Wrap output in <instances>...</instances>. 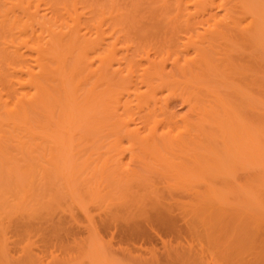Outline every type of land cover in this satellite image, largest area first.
<instances>
[{"label":"rangeland","instance_id":"374dc122","mask_svg":"<svg viewBox=\"0 0 264 264\" xmlns=\"http://www.w3.org/2000/svg\"><path fill=\"white\" fill-rule=\"evenodd\" d=\"M20 1L0 0L1 86L3 82L7 81L8 75L13 71L12 68L18 65L21 66L20 62L15 65V61L18 59L15 60L13 58L12 50L14 49L8 47V45L16 47L21 41L29 40L26 36H20L22 33H20L19 27L17 29L13 26L14 28L12 27L10 31L9 24L13 25L15 17H18L15 22L19 19L18 22L22 23L23 20L27 19L26 15L30 14L22 9L20 4H24L27 7L29 3V6L32 5L29 7V9L31 8L30 12H34L35 8H37L38 16L42 17V15H45V19H55L54 21L56 22H59V19L63 22L61 17L65 15L66 9L68 10L72 6V2H68L69 0ZM86 1H80L79 5L76 3L77 1L75 3L80 13H84L81 14L82 18L83 15L84 18H89L90 27L88 30L90 33L87 36L91 39H95L98 36V39L103 40L105 44L113 45L117 52L116 59H120L119 62H115L116 64H112L113 70L118 69V63L121 64L119 69H123L124 64L126 63V67L127 62L130 60L133 62L140 61L141 64H145L146 54L150 56L151 60H153L152 58H157V52L159 53L158 60L161 58L168 59L167 52L171 53V50L168 48L167 41L176 40V38L180 39L177 50L183 51L186 45L184 47L182 44L189 43L190 36L195 34L186 30L174 31V25L170 24L172 26L171 29V26L169 27V24L167 25L163 18H160L161 16L156 18V20L158 19V25L159 22L161 24L162 20L165 23L162 22L163 25H160L161 27H157L156 24L155 27L152 26V23H149L147 19L151 17L149 15L150 9L152 10L153 8L154 10V6H156L154 4L150 5L152 0H111L113 3L116 1L115 4L120 8L119 10L124 11L121 12L123 16L120 18L123 21L121 23L123 26L119 22L117 23L115 18L118 17L115 16V21H112V18L109 20L108 18L110 17L106 16V18L101 15L106 19V23L102 19L103 27L101 25V31L96 33L95 28L91 26L95 22H91L90 19L92 20L93 16L97 15L98 5L104 9V6L110 5V3L108 0ZM88 1L90 2L89 5L92 2L94 7L92 5L88 6ZM255 2L254 4L259 7H255V9H257V13L263 19L264 0ZM11 4L16 5L17 8L19 4L20 10L25 13V16H22L23 20L20 18V12H17V8H14L15 10L12 9ZM88 7L95 9V13H93L94 10L91 8L93 12L88 14L91 11ZM69 9L71 10V8ZM110 9H108V12ZM106 12L105 15H108ZM13 13L14 15H12ZM86 13L87 15H85ZM126 13L127 15H125ZM100 14H104V12ZM220 15L221 13H218V16ZM4 19L13 20L8 24V21L6 20L7 22H5ZM94 19L97 23L98 18L95 17ZM126 19L128 20L125 23ZM64 20L66 21L65 17ZM61 21L58 24L62 23ZM118 21L121 20L118 18ZM113 22L115 25L112 24ZM165 24L166 27L164 26ZM35 25L34 30L39 35V29ZM205 27L197 28L201 32ZM263 35L260 38L261 41L259 39L258 44L255 43L254 45L256 46H252L253 49L249 50L251 52H248V49L243 51L242 48L244 46L240 47L241 49L238 44L237 47L235 46L241 50L240 56L245 52L244 55L246 57L248 53L252 57L249 58V55L247 58L244 55L240 57L236 53L239 52V49L236 52H232L238 56L236 60L240 57L237 61L245 60V62L241 61L244 66L240 65L243 68V72L248 69H245L246 64V67L250 65L255 70L257 69L255 68L256 65L264 64ZM195 38L196 36L194 35L193 39L196 40ZM6 46L9 48L8 50H6ZM20 48L21 51L19 52H22L21 54L26 59L23 60L29 62L28 65L33 63L34 52L28 51L30 48L26 50L27 47L24 49L21 46ZM5 50L9 53L7 54ZM189 52V55L183 54L187 57L194 54L191 50ZM262 52L263 54H261ZM64 54L66 55V53ZM67 54L69 53L67 52ZM70 56L66 58L69 59ZM93 56L96 57L97 53ZM233 57L231 58L234 59L235 57ZM92 59L90 58V60ZM94 60L89 61L93 63V65L91 63V67L93 66L92 70L98 65L97 59L95 58ZM234 60L232 61L234 65L232 63V67L230 66L234 72L233 74L230 72V77H227L229 72L228 75L223 73L225 75L224 78L223 74L216 77L213 74L217 72H211L212 75L208 73L207 77H199L200 79H195L194 81L192 80L193 77H183L172 70L171 60H167L165 73L174 74L176 91L170 92L165 86L157 85L153 94L152 92L146 93V88L140 86L138 94H143L141 99H139L141 102L149 103L153 107L154 100H159L157 107L155 106L154 108H158L162 102L168 103L167 111L173 114L174 119L172 121L176 123V125L171 127L165 124V120L169 115H164L159 110L151 112L147 121L142 123L144 121L143 116L146 115L147 111L136 113L135 104L137 101L132 94L128 97L122 89L116 86V88L112 87V85L108 87L105 84L108 82L107 80H104L103 86H99V89L97 88V91L101 92L100 97L96 101L91 99L89 107L84 104L85 101L83 103L84 106L81 102L84 100L81 97L87 92L83 93L85 90L82 88L83 91L80 90L79 94L77 93L79 95H76L78 96L76 97L78 103L74 102L83 107L79 108V111H76L78 107L75 111L72 110V113L74 111L71 115L72 117H70L72 123L68 122V118L66 122L65 120L64 122H59L57 119L59 112L57 113V111L51 114L48 111L37 108L34 114L35 109L29 111L31 112L29 117L31 116L30 118L32 119L30 120L28 117V125L19 127L10 123L0 110V120L3 122L5 120L9 123V126L7 123V126L2 124L4 137L1 139L4 142L0 141L3 142V144L0 143L2 145H0V264H19L20 257L26 256L22 257L21 260L23 261L30 252L37 256L39 254V257L42 258V264H51L50 262L52 264H196L197 261H203L206 264H241L254 258V253L260 256L259 248L262 247L264 249V246H262L263 242H257V248L255 245L251 247L250 245L253 242L252 244L250 241L247 242L249 238H245L246 242L242 239L244 241L242 242L240 238L243 237L241 236L239 239L236 238V240L250 245H239L237 243L240 242L235 241L239 246L235 248L234 245L236 244L234 242L232 246L235 250L233 247V250H230L231 248H226L223 241L220 243L210 242L205 238L206 236H203L204 232H200L205 230L200 227L202 218L205 219L206 216H209L207 217L208 219L206 218L209 221L211 215L217 221L218 229L224 230L222 238H228V240L231 236H229L231 228H235L237 226L235 224H240L241 221L242 224L245 222L246 227L249 223H255L254 227L256 228V224H264V132L262 129V131H259L261 128L259 125L261 123L264 124L262 122L264 120L262 118L264 116V90L261 93L264 88V84L261 83L264 80V65L262 67L263 71L259 70L261 82L259 79L257 82L254 81L251 75L247 76V78H252L250 79V87L249 85L247 86L245 80V82L240 80L241 77L238 74L241 71L239 66L241 63L240 61L234 62ZM251 67H249L250 70L252 69ZM249 69L247 72L250 74L252 71ZM254 71L252 72L253 74L257 72V70L255 73ZM5 72L6 78L3 77L5 75L1 76ZM257 73L253 76L259 77L260 73ZM92 77L93 79L95 78L92 75L90 82H88L89 84H86L87 86L84 85V89L87 90L96 82H94L96 78L93 80ZM8 79L11 83L12 79L10 76ZM202 79H204L203 82ZM1 86V89L6 87ZM1 89L0 94L2 96L6 95L4 93L6 90L2 89V91ZM14 89L18 90L17 93L23 92L18 85H15ZM254 90L256 92L259 91V95ZM116 93L121 95L123 93L122 98L120 97V104H123L121 102L129 101V104L127 103L129 108L125 109H128L130 113L127 111L125 115H122L124 109L120 107L121 105L119 106L120 110L117 112V117H115V113H110L111 110L109 111V109H112L113 104L112 106L110 105L109 98ZM215 96L217 99L219 98V101L222 100L221 102L223 103L224 109H219L222 129L214 134L215 141L212 139L204 140L206 141L205 144L209 142L207 144L208 147L204 150L201 135L195 137L198 134L196 130L193 128L187 129L186 127L191 122L201 118V116H196V112L210 105ZM258 96L263 98L260 100L261 102L257 100L260 99L257 98ZM6 97L3 96V100H6ZM79 99L81 100L79 101ZM82 108H85L86 112L85 110L83 112ZM81 110L82 112H80ZM43 112L44 114H42ZM118 113H121V115L119 116ZM36 114L39 115L35 116ZM49 114L52 116V121L51 117L47 116ZM33 115L34 117H32ZM48 117H50L48 120L52 122H50L51 124L48 122L49 125L47 124ZM62 118L64 119L66 116H62ZM118 118L121 121L116 120ZM128 119L132 120L133 123L127 121ZM206 121L205 125L207 124ZM123 122H129L130 124L127 123L126 126ZM259 122L261 123L259 124ZM29 125H31L32 129H28ZM14 126L22 128V132L20 131L21 129H15ZM258 126L260 127L259 129ZM23 127H26V129ZM136 127L139 129L138 136L140 139L135 138V135H131V132L136 130ZM204 128H206L204 131L207 134L211 133L212 130L207 128V125ZM127 131H130L129 134ZM5 132L9 134L10 138L5 136ZM29 132L33 133L29 135L27 134ZM45 132L47 133L44 135ZM260 132H263V135ZM251 134L254 135L250 138ZM31 135L34 138L33 140L28 139L29 137L31 138ZM149 135L148 139L143 140ZM260 135H262L261 139ZM252 138L254 141L257 140L250 144L249 139ZM18 139H22L20 141L24 142V144ZM24 139H27V143ZM167 205H171L173 209L174 207L177 208L179 212H186V215L189 216L185 215L186 219L189 222L193 220L191 221L192 224H195L194 221L196 222L197 219L190 218H198L197 215H199L201 221H199V224L196 223V227L200 234L196 235V232L195 234H188L186 232L185 234L190 236V240H187L189 237H185L184 233H182V236L185 237L184 239L180 238L182 236H171L170 234H162V237L158 238L146 228L147 232H145L147 234L144 233L146 235L142 234L135 238V234H133L134 237L129 236V238L124 233L122 237V233L119 230L116 231L117 229L114 231L111 228V231L110 229L103 231L97 226L102 222H107L123 215L122 220L127 219L129 214L130 216L135 214L136 217H134L138 218L141 214H151L157 207L159 208L160 206L161 208ZM177 210L176 213L178 212ZM121 217L118 221L119 223H121ZM141 217L143 216L141 215ZM197 224L200 226H197ZM94 226L100 232L94 230ZM249 227L251 228L250 225ZM91 228H93V231L89 233ZM252 229L254 228L252 227ZM130 235H132L131 232ZM195 235H201L202 238L201 236L200 238L195 237ZM174 236L175 238H172ZM254 244L256 243L254 242ZM241 246H243V250L237 249L241 248ZM252 248L256 249L253 250ZM52 256L60 259V261L55 258L57 263L54 262ZM44 257L46 260L43 259ZM17 259L18 263L16 262ZM51 259L52 261H50Z\"/></svg>","mask_w":264,"mask_h":264},{"label":"bare ground","instance_id":"6f19581e","mask_svg":"<svg viewBox=\"0 0 264 264\" xmlns=\"http://www.w3.org/2000/svg\"><path fill=\"white\" fill-rule=\"evenodd\" d=\"M75 1H77L76 3H78V5L80 4L79 3L80 1L82 2V0H79V1L75 0ZM75 1L74 0L68 1V2H72V6L69 7V8H71V10L69 8H68V10L66 9L65 15L63 17H61V18H63L62 19L63 22L61 21V19H59L62 22L60 24H58L60 21L56 22V21H54L55 19L54 20L48 19V18H47L48 20L45 19V17H44L45 15L44 16L42 15V17L38 16L39 14H38L37 8H35L34 12L33 11L30 12L31 8L29 9V7H31L32 5L29 6L30 4L27 1H26L28 3V4L26 3L27 7H25L24 4H22L23 6L20 4L22 9H24L26 12L30 13V14L26 15L27 19L23 20L22 16H25V13H22L24 11L20 10L21 7H19V4H18L19 9L17 8L16 5L11 4L12 9L17 8L16 9V10H18L17 12H20L19 13L20 18L23 21L21 23V22H18L19 19H17L15 22V19L18 18V17H15L13 25L9 24L12 22L13 19H11V21H9V19L8 20L6 19L8 22L4 19L5 22H7L9 24L10 31L12 30L13 26L16 27L17 29L19 27L20 33H22V34H20V36L23 35V36H26L29 38V40L21 41L19 43V45L16 47L14 45L13 46L8 45V47L14 49V50L10 49V50H12V56H14L13 58H15V60L18 59L17 61H15L16 62L15 65L18 64L17 62H20L19 64H21V66L20 65L15 66L16 69H15V67L12 68L13 71L12 72L10 71L11 72L10 74L8 73L9 74L8 77L10 76L12 79L11 83L9 82L10 78L8 79L7 75H5L6 72L1 75V76L5 75L3 77L4 78L7 77L6 80L7 81L9 80V81L3 82V84H6V85L2 84V86H6V87H3L2 89L6 90V92H4V93H6V95H3V96H5V97L7 96L6 97L7 99L3 100V96L0 94V108H2L0 110L2 111L1 113H4L3 115L5 116V118L7 120H9L10 123H12L13 125H16L19 127L21 125H23V126L28 125V123H29L28 117H29V114L31 113L29 111H31V109H33V110L35 109L34 112L32 111L34 114V113H36L37 108H39L40 110L48 111L51 114H53L52 112L57 111V113L59 112V117L57 118L59 122H64V120L66 122V119L68 118L67 119L68 122L72 123V121H70V119H71L70 117H72L71 115L74 113L75 109L78 107V109H76V111L77 110L79 111L81 109V107L84 106L83 105L84 101H85L84 104L85 105L87 104L86 106L89 107V103L92 100H94V101L98 100L100 97V93H101V92L97 91L99 89L98 87L103 86L104 80H107L108 82H106L105 84L108 85V87H110V85H112V87L116 86L119 89H122V91H124V93H126L128 97H130V94H132L133 98H135V100L137 101V103L135 104L136 109H137L136 113L139 114L141 112L147 111L146 115L143 116L144 121L142 123H145L147 121V118L151 112H155V111L159 110L164 115H169V116H167V118L165 120V124L169 127L174 126V125H176V123H174L172 121L174 119L173 114H171L170 112L167 111L168 103L162 102L158 108H154L155 106L157 107V105H158L157 103L159 102V100H154L153 107H151L149 105V103L141 102L139 99H141L143 94H138L140 86H144L146 88V93L152 92L153 94L156 91L157 85L158 86H165L166 88H168V90L170 92L176 91V89L174 87L176 85V81L174 79L175 78L174 74L173 73L172 74L171 73H165L167 60H171L172 70H174L180 76L193 77V79H192L193 81L195 79H200L201 77L203 78V76L207 77L209 75L208 73H211V72H214V73L217 72L216 74H213L214 76L216 75V77H218L219 75H222L223 73L228 75V72H229V75L227 77H230V74H231L230 72H232V74L234 72L233 70H231L232 68H230V66L232 67V63H233L232 61L234 59H235L234 62L237 61L238 59H240V57H243V55L245 53L244 52L242 56L239 55L242 53V52H240L241 51L240 47L244 46L242 48L243 51L245 49H248L247 51L251 52L249 50L253 49V47L256 46V45H254L255 43L258 44L259 39L264 34V18L262 19L261 16H259V14L257 13V9H255V7L259 8L257 5L254 4V3H256L255 1H257V0H152L151 1L152 4L150 3V5L154 4L156 6H154L155 7L154 10H153V8H152V10L150 9L151 12H149V15H151V17H150V19L147 18L148 22L152 23V26L155 27V24H156L157 27H159L160 25H163V23H165V22L167 23V25L169 24L168 25L169 27L173 24L174 29H175V30L173 29L174 31L179 32L181 30H186L188 32L195 33V34H193V36L194 35L196 36V38H195L196 40H194L193 36L191 35L189 38V43L182 44L183 46L186 45V47L184 46L185 48L183 49V51L177 50L179 48L180 39L178 40L176 38V40L175 39L169 40V41H167V45H168V48L171 50V53L167 52V56L169 57L168 59L161 58L160 60H158L157 58L159 56L158 55L159 53L157 52V58H152L153 60H151L150 56L148 54H146V58L144 60L145 64H141L140 61H134L133 62L130 60L127 62L128 64L126 65V67H125V64H126L125 63L123 69L121 68L123 71L121 69H119V67L121 65L120 63H118L119 64L118 69L113 70L112 64H116L117 63L116 61H118V62L120 61V59H116V54H117L116 49L113 47V45L105 44L103 40H99L98 36L95 39H91L90 37L87 36L90 33L88 30V28L90 27L89 20H88L89 18L88 19H87V17L84 18V15L82 18L81 14H84V13H82V12L80 13V11L77 9L78 6L76 7ZM20 2L23 3L22 1H20ZM108 2L110 3V5L107 3L108 5L106 7L104 6L105 11L102 8V6L100 7L98 5L99 9H97V13H96L97 15H94V16L96 18H98L100 21L97 19V23H96V20L95 19L93 20V18H95L94 16L92 18L93 21L90 19L91 22L96 23V25H95V23H94V25H91V26H93L92 28H95L96 33L101 31V27H100L101 25L103 27V23H102L103 20L102 19H104V18L101 15H103L105 17L106 16L110 17V18H108L109 20H111V18H112V21H115V19H117V23L119 22L120 24L123 22L122 19H120L123 16L121 13L123 10L122 11L119 10L120 8H118V6L115 4L116 1L113 3L111 0L110 1L108 0ZM89 3L90 2L88 1V3H87L88 6H91L92 2L90 5H89ZM112 3L114 4V7H113ZM96 4H97V2H96ZM117 4L119 5L118 2H117ZM127 7H129V6H127ZM91 8H89V10H91V11H89L88 14L90 12H93V10H94L93 13H95V9L92 8L93 9L92 10ZM32 9L34 10V8H32ZM108 9H110L109 12H108ZM62 10H63V8H62ZM106 10H107V12H106ZM127 11H129V10H127ZM136 11L138 12V10H136ZM103 12H104V14H100ZM105 12H106V14L108 13V15H105ZM127 13L125 15H127ZM218 13H221V15L218 16ZM259 13H261V12L259 11ZM21 14H23V15H21ZM5 15L7 16V14H5ZM12 15H14V13ZM85 15H87V13ZM125 15H124V17H125ZM53 16H54V14H53ZM99 16H101V18H99ZM115 16L118 17L119 20H121V21H118V18L114 19ZM159 16H161L160 18H163V20L165 22L162 19H160V20H162L163 23L161 22V24H160V22H159V25H158V19L156 20V18H159ZM54 17H56V16H54ZM64 17H65L66 21L64 20ZM262 17H264V14ZM127 20L128 19L125 20V23ZM17 22L19 23V25H17L18 24ZM104 22L106 23V19H104ZM1 24H2V22H1ZM35 24L37 25V27L39 29L38 30V32L40 33L39 35H38V33H36L37 31L34 30ZM112 24H114V22ZM121 25L123 26V24H121ZM125 26H127V25H125ZM129 26H131V25H129ZM164 26L166 27V24ZM197 27H202V28L205 27V29H202V31L199 32L200 30H198ZM164 29H166V28H164ZM171 29H172V26H171ZM171 29H169V30H171ZM87 31H88V33H87ZM36 35H38V36L36 37ZM260 41H261V39H260ZM29 42H31V43H29ZM251 43H252V45H251ZM260 43H262V42H260ZM237 44L239 45L240 49L236 48ZM21 46L24 47V49L27 47L26 50H28L30 48L28 51H30L31 53L34 52V56H33L34 61H32L33 63H30V65H28L29 62L25 61L26 59L23 56V54H21L22 52H19V51H21V48H20ZM6 47H5V49H6ZM8 47L6 50L9 49ZM250 47H252V48H250ZM237 49H239V52H236ZM6 50H5V52H6ZM64 50H66V51H64ZM189 50H191L192 53H194V54L191 53L192 56L187 57L183 53H186L189 55V53H190ZM67 52L69 54H67ZM232 52L238 53L237 55H239L240 57L237 58V60H236V57H238V56L233 54ZM64 53H66V55ZM95 53H97L96 57L93 56V55H95ZM261 54H263V52ZM10 55H11V52H10ZM248 55H249V53H248ZM248 55H247V57H248ZM250 55H249V58H252V57H250ZM67 56L68 57L70 56V58L67 59L66 58ZM232 56H234L235 58L233 57L234 59H232L231 58ZM92 57H94V58L92 59ZM90 58L93 61H95L94 60L95 58L97 59L98 65L96 66V68L94 70H92L93 66L91 67L92 62H89V61H92V60H90ZM23 59H25V60H23ZM241 59H243V58H241ZM239 61H237V62H239ZM241 61L245 62V60H241ZM241 61H240V63H241ZM250 61H252V60H250ZM112 62H114V63H112ZM250 64H252V66L255 67L252 62H250ZM258 64L260 65V63H258ZM92 65H93V63H92ZM233 65H234V63H233ZM240 65L244 66L242 63L239 64V66ZM246 65H245V69L246 68L249 69V67H251L250 65H248L246 67ZM263 65H260V66L256 65L255 68H257L256 69L257 72H259V70L261 72L263 71V69H264V68L262 69ZM19 66H20V68H19ZM259 67H260V69H259ZM242 69L243 68L241 67V71H239L238 75L241 77L240 80L242 82L246 81L245 83H247V86L249 85L251 87L250 79H252V78H254V81H256V82L258 81V79L260 80V78H261L260 72H259L260 73L259 77L253 76V75H256V73H257V72L255 73L256 70L254 68H252L251 70L249 69V70L252 72L255 70L254 71L255 74H253L252 72H251L252 74L251 73L249 74L247 72L248 69L243 72ZM6 71H8V70H6ZM123 72H124V74H123ZM244 73L247 75L245 76ZM259 73H257V74H259ZM92 75L95 76L96 79L94 78L95 79L94 80L93 77H92V79L94 80V82L95 81L96 82L93 83V85L90 88L86 87L87 88V90H86V89H84L85 88L84 85L89 84L88 82H90L89 80H90ZM211 75H212V73H211ZM250 75L252 76V78L251 77L247 78V76L249 77ZM224 76L225 75L223 74V78H224ZM242 78H245V79H242ZM229 79H231V78H229ZM2 80H5V79H2ZM157 80H159V81H157ZM203 80L204 79H202V82H203ZM154 81L155 82L157 81L158 83L156 82V84H155ZM248 82H249V84H248ZM260 82H261V80H260ZM261 83L264 84V80ZM15 85H18L20 90L23 92L17 93L18 90L14 89ZM81 85H83V86L80 87ZM0 86H1V80H0ZM245 86H246V84H245ZM82 88H83V90H85L83 93L87 92V94H85L87 96L82 95L84 98L80 96L82 99H84L81 101L83 106H80L79 104H76V103H78V99L76 97L79 96L78 95L79 91L82 90ZM255 90H254L255 93L259 92V91L256 92ZM263 90H264V88L261 90V93H263ZM129 92H131V93H129ZM80 94H81V92H80ZM76 95H78V96H76ZM258 95H259V93H258ZM122 96H123V93H122V95L120 93H116L115 95H113L109 98L110 105L112 106V104H113L112 109H109V111L111 110L110 113H112V114L115 113V117H117V112H118V110H120L119 109L120 105H121L120 107H122L124 109L123 111L121 109L122 115H125L127 111L129 112L128 109H125L128 107L127 103L129 104V101L126 100L127 102H121L123 104H120ZM216 96H219V95H216ZM216 96H215V99H213V102L210 103V105H207L203 108V110L196 112V116H201V118L195 122H191L186 127L187 129L193 128L196 130V132L198 134L195 137H199L201 135V137L203 138L204 150H205V148L208 147L207 144L209 143L208 142L205 144L206 141H204V140H207V139L208 140L209 139L214 140V138H215L214 134L217 133V131L219 132V130L222 129V123L220 122V111H219V109L223 108V103L221 102L222 100L219 101V98L217 99ZM86 98H88V99H86ZM257 98H260V97L258 96ZM263 98H260L257 100L260 101ZM80 100L81 99H79V101ZM73 107H74V109H73ZM253 108H255V107L253 106ZM82 109L84 112L85 108H82ZM149 109H153V110H149ZM192 109L196 110L194 108H192ZM223 109H222V111H223ZM72 110H74L73 113H72ZM87 111H88V109H87ZM80 112H82V110ZM85 112H86V110H85ZM57 113H56V115H57ZM42 114H44V112ZM38 115L36 114L35 116H38ZM118 115L120 116L121 113L120 114L118 113ZM45 116H46V114H45ZM47 116H50L51 121H52V116L50 114ZM62 116H66V118L63 119ZM112 116L114 117V115H112ZM32 117H34V115ZM50 117L47 118V124H48V122H49V124L52 123L51 121L48 120V119H50ZM122 117H124V116H122ZM120 118H118L116 120H120ZM262 118L264 119V116ZM31 119L32 118H30V120ZM35 119L37 120V118H35ZM123 121H125V120H123ZM127 121H131V123H133V121L130 119H128ZM205 121L207 123L206 124L207 128H211V130H212L211 133L208 132L210 134H207V132L204 131V129H206V128H204V126H206ZM2 122L3 121L0 120V141L4 142V140H2L4 137V134H2V132H4V130L1 126H3L4 124L6 126L8 124V126H9V123L6 122L5 120H4L5 123L4 122L2 123ZM33 122H34V120H33ZM117 122H119V121H117ZM262 122H264V120ZM123 123H124V125L127 126V123H129V122H127V123L123 122ZM260 123L261 122H259V124ZM261 125L264 126V124L261 123L259 125L261 128L258 126V129L260 128L259 131L263 130V132H264V129H263L264 127H262ZM29 126L30 127H28V129L31 128V125H29ZM120 126H122V125L120 124ZM19 127H17V128H19ZM17 128L15 127V129H17ZM23 128L26 129V127H23ZM125 128H127V127H125ZM19 129H21L20 131L22 132V128H19ZM135 129L136 130H134L133 132H131L132 134L131 133L130 134L135 135V138L140 139L138 136V130L139 129L137 127ZM28 131H30V130H28ZM129 132L130 131H127L128 134H129ZM212 132H213V135H212ZM263 132H260V133L263 135ZM24 133H25V131H24ZM31 133H33V132H31ZM31 133L29 132L27 134L30 135ZM46 133L47 132H45L44 135ZM6 134H8V133H6ZM6 134H5V136L10 138L9 134L8 135H6ZM187 134H189V133L187 132ZM1 135H3V136H1ZM21 135H20V137H21ZM139 135H141V133H139ZM253 135L251 134L250 138ZM262 135H260V139H261ZM22 136H24V135H22ZM32 137L33 136L31 135V138L29 137L28 139L33 140L34 138H32ZM149 137H150V135L143 138V140H146ZM17 138H19V137H17ZM25 138H26V135H25ZM4 139L6 140V138H4ZM20 140H22V139H20ZM249 140L251 142L250 144H252V142L254 143L257 139L255 141L253 140V138L249 139ZM262 140H259V141H262ZM25 141L27 143V139ZM176 141H178V140H176ZM3 142H0V143L3 144ZM20 142H22V141H20ZM28 142H29V140H28ZM22 143L24 144V142H22ZM210 150L212 151V149H210ZM163 207H161V208H160V206H159V208L157 207L151 214H149V213L141 214L143 216V217H141V215H140L141 218L139 216H138V218H135L136 217L135 214L130 216V214L128 215V213H126L128 215V217L130 216V218L127 217V219L125 218V219H123L124 220L123 221L122 218L124 217V215L122 217L120 216L121 217V223L118 222L120 220V217H116V218L110 219L107 222H102L100 225H97V226H99L100 230H103V231L104 230L106 231L109 229L111 231L112 230L111 228H113L114 231L117 229L116 231L119 230L122 233V237H123V233L126 235V237H129V236L134 237L133 234H135V238H136V236L138 237L139 235L141 236L142 234L146 235L147 229H149L150 233L152 231V233H154V235L157 236L158 238L159 237L161 238L162 234L163 235H165V234L169 235L170 234L171 236H173V235L182 236V233H184L185 237H187L188 234H195V232H196V235L200 234V233H198V230L196 227V223L199 224V221H201L199 218V215H197L199 219L193 218V217L190 218V219H195V220L197 219L196 222L194 221L195 224H192L191 221H193V220H191L189 222L188 219H186L187 218L186 216H188V215H186L187 214L186 212L185 213L183 211L179 212L177 210V208L174 207V209H173V207L171 205H167V206H163ZM175 209L179 213L178 212L176 213ZM178 209H180V208H178ZM182 212H183V214H182ZM207 217H209V216H206V218ZM210 217L211 218L209 221L207 220L208 218L207 219L202 218V221L200 223L201 226L197 224V226L202 227L203 230L205 229L204 231H202L201 230L202 228H201L200 232L201 233L204 232L203 233L204 235L203 234H201V235L206 236L205 238H207L208 241L213 242V243H216V242L220 243L223 241V243H225L226 248L228 247V249L231 248L230 250H233L234 247L232 245L235 241H237L236 238L239 239L242 236L243 238H240L241 240L243 239L246 242L245 238L246 239L249 238L247 240V242L250 241L251 244L253 242V244H252L253 246L250 244L241 243L240 241H237L240 243L235 242V244L236 243L239 245L244 244V246L246 244L247 246L250 245L251 247H254V245L255 246L257 245V242H259V243L263 242L262 246H264V228H263L264 224L259 225V223H258V224H256L257 225V228H256V227H254L255 223L250 224L249 222H246V223H249L247 226L248 228H247L245 226V222H243L244 224H242V221L240 224L234 223L237 226H235V228L230 227L231 230L229 232L230 233L229 236L230 235L231 236L228 240V238H222V234H223L224 230L222 231L220 228L218 229L217 221L214 220L215 218L214 219L212 218L213 215H211ZM117 218H119V219L117 220ZM241 224L244 228L241 226ZM147 225L149 228L147 227ZM249 225L251 226V228L249 227ZM258 225H259V227H258ZM252 227L254 229H252ZM91 229H89L90 230L89 233L93 231V228H91ZM94 230H98V229H95V226H94ZM100 230H98V231L100 232ZM114 231H113V233H114ZM130 232L132 235H130ZM186 232H188V234H185ZM144 233H146V234H144ZM196 235H195V237H198V238H200V236H201V235L200 236H196ZM185 237L182 236L180 238L184 239ZM188 237H189V239H187V240H190L191 239L190 236H188ZM172 238H175V236ZM201 238H202V236H201ZM250 238H252V239H250ZM243 240H242V242H244ZM254 242L256 244H254ZM187 244H188V242H187ZM237 244L234 245L235 248H236V246H239ZM232 247H233V249H232ZM242 247L243 246H241V248H237V249L243 250ZM244 248H246V247H244ZM256 248H257V246H256ZM261 248H259L260 252H261V254L259 253L260 256L258 254L254 253V258H252L251 260H248V261H244L241 264H264V258H263L264 252H262V251H264V249L262 248L263 249L262 250ZM190 249H191V246H190ZM255 249H253V250H255ZM28 251H30V250H28ZM26 253H28V252H26ZM30 253H32V252H30ZM30 253H29V255L27 254V256H28L27 258H25V259L23 258L24 259L23 261L21 259L25 255L20 257L21 259L18 258L20 262L18 261V259L16 260V262L18 261L19 264H42V262H41L42 258L39 257L40 256L39 254L37 256L36 254H33V253L30 254ZM257 255H258V258H257ZM52 257L54 258V260H53L54 262L57 263L58 260L60 261V259H57L54 256H52ZM55 258L57 261H55ZM11 259H13V258H11ZM43 259H45V257ZM52 259L50 261H52ZM50 263L52 264V262H50ZM196 264H206V263H204L203 261L202 262L197 261Z\"/></svg>","mask_w":264,"mask_h":264}]
</instances>
